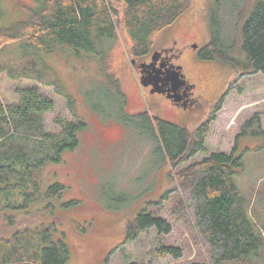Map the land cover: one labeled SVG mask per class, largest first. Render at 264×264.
<instances>
[{
	"label": "rangeland",
	"instance_id": "374dc122",
	"mask_svg": "<svg viewBox=\"0 0 264 264\" xmlns=\"http://www.w3.org/2000/svg\"><path fill=\"white\" fill-rule=\"evenodd\" d=\"M257 1L192 0L189 8L172 25L155 35V50L167 49L174 63L182 67L185 78L194 85L191 105L174 103L166 94L155 92L141 82L132 64L129 44L122 35L111 45L107 59L79 57L68 50L51 54L39 53L34 48L6 50L1 60L5 69L0 71L3 103L16 104L19 90L38 87L55 101V109L45 113L43 119L47 130L58 131L57 117L68 120L75 117L66 95L70 94L77 113L88 125L79 135L77 148L67 151L62 163H49L39 170L41 196L26 208L29 213H16L13 226L6 217H0V237H9L14 229H36L56 221L59 233L66 232L70 248L65 264H131L134 261L191 264L205 261L206 255L198 239L177 212L180 205L176 192L170 193L161 204L151 206L174 225L171 234L161 238L157 230L151 228L135 240L129 238L127 226L134 215L147 202L158 200L175 185V181L152 137L109 116L106 101L111 104L112 97L117 94V85L112 82L114 76L127 95L129 113L149 111L188 128L196 127L233 77L229 63L203 59L199 53L213 39V34H218L224 42L235 43L229 50L231 55L247 59L243 51V26ZM40 3V0H0L5 11L2 23L11 25L27 18L29 8L36 9ZM20 42L22 40L10 43V49ZM174 51H178L175 58ZM30 60L36 63L30 70L32 79L9 74L12 67H15V74L22 73L27 67L25 63ZM239 85L241 92L236 89L230 92L226 110H221L211 124L207 133L208 153L230 152L242 126L255 113L260 115L264 129V74L243 77ZM237 109L239 111L233 116L232 110ZM263 143L261 137L241 139L240 150L250 149L243 158L241 173L235 175L248 213L260 227L264 220V147H258ZM204 155L198 154L175 172ZM57 182L66 186L61 196L47 197V188ZM71 200L78 202L67 205ZM80 226H84V230H80ZM163 242L181 246L183 257L158 256L157 250ZM221 264L246 263L225 261ZM254 264H264V258Z\"/></svg>",
	"mask_w": 264,
	"mask_h": 264
},
{
	"label": "trees",
	"instance_id": "16d2710c",
	"mask_svg": "<svg viewBox=\"0 0 264 264\" xmlns=\"http://www.w3.org/2000/svg\"><path fill=\"white\" fill-rule=\"evenodd\" d=\"M191 1L40 0L38 8H29L27 18L11 25L2 23L5 11L0 5V71L5 69L1 60L6 50L15 52L34 48L43 54L68 50L79 57L107 59L111 45L120 35L129 44L131 60H136L134 66H138L153 52L155 35L172 25L189 8ZM16 40L22 42L10 49V43ZM234 47V42L229 44L218 34H213V39L199 53L203 59H220L229 63L233 77L207 116L194 128L165 120L149 111L129 113L127 95L114 76L112 82L117 85V94L112 97L111 104L106 101L109 116L152 137L163 162L170 168L171 179L175 181V185L162 193L158 200L147 202L134 215L127 226L129 238L135 240L151 228L156 229L161 238L171 234L174 225L151 206L161 204L170 193L176 192L180 205L177 212L189 224L206 255L205 261L191 264H221L225 261L254 264L264 258V220L263 227H260L251 218L235 178L241 173L243 158L250 149L240 150L241 139L261 137L264 141L260 115L255 113L245 122L230 152L216 150L208 153L207 147V133L230 92L234 89L241 92L239 82L243 77L264 74V0L255 3L243 26V51L247 59L231 55L229 50ZM177 53L173 52L174 58ZM25 64L27 67L22 73L15 74V67H12L9 74L15 78L32 79L30 70L36 63L30 60ZM193 93L191 90V95ZM66 95L75 117L73 120L57 117L58 131L47 130L43 119L45 113L55 109V101L38 87L19 90L16 104L7 105L0 99V217H6L12 226L15 214L29 213L26 208L41 196L39 170L49 163H62L64 154L77 148L79 135L88 125L77 113L74 99L70 94ZM263 147L264 143L258 149ZM200 153L206 155L175 172ZM65 187L63 183H54L47 188L45 195L59 198ZM77 202L71 200L67 205ZM84 228L80 226V230ZM66 236V232L59 233L56 221L36 229H14L9 237H0V264H65L70 252ZM157 253L160 257L180 259L183 248L163 242Z\"/></svg>",
	"mask_w": 264,
	"mask_h": 264
},
{
	"label": "flooded vegetation",
	"instance_id": "af4514ba",
	"mask_svg": "<svg viewBox=\"0 0 264 264\" xmlns=\"http://www.w3.org/2000/svg\"><path fill=\"white\" fill-rule=\"evenodd\" d=\"M143 63H152L151 67L145 66L143 68V66H141V64ZM175 63L173 61V59L171 58L170 54L168 53L167 49H160V50H153V52L145 59L142 60L140 63H138V66H136V71H138L140 77L141 76H148L149 72H152L153 69H158L159 67L163 68V71H165V73H161V76L164 77L166 76V72L168 73V69L173 66ZM177 65V64H175ZM157 78H153L152 81L155 83ZM160 84H164L162 85V89H166V92H164V94H166L168 96L169 89H171L172 87H174V84L171 81H167V80H160ZM159 86V85H158ZM148 88L154 90V86L152 84H149L147 86ZM193 85L186 79V83L184 85L179 86L176 89V93L182 98L180 101H176L175 99L170 98L174 103L177 104H183V105H191L194 101L192 99V95H191V90H192ZM163 93V92H161Z\"/></svg>",
	"mask_w": 264,
	"mask_h": 264
},
{
	"label": "water",
	"instance_id": "95a60500",
	"mask_svg": "<svg viewBox=\"0 0 264 264\" xmlns=\"http://www.w3.org/2000/svg\"><path fill=\"white\" fill-rule=\"evenodd\" d=\"M136 60H132V64L133 66L135 65ZM141 66H143V68L145 66L151 67L152 63H143L141 64ZM136 68V66H134ZM182 67L181 66H177V65H173L168 69V73L166 72V76L162 77L161 73H165V71H163L162 67H159L158 69H153L152 72H149L148 76H141V82L148 86L149 84H152L154 86V91L155 92H166V89H162V85L164 84H160V80H167V81H171L174 84V87H172L171 89H169V94L168 97L175 99L176 101H180L182 98L176 93V89L181 86L184 85L186 83V78L184 76V73L181 72ZM153 78H157L156 82L154 83L152 81ZM159 85V86H158Z\"/></svg>",
	"mask_w": 264,
	"mask_h": 264
},
{
	"label": "crops",
	"instance_id": "0c3cea01",
	"mask_svg": "<svg viewBox=\"0 0 264 264\" xmlns=\"http://www.w3.org/2000/svg\"><path fill=\"white\" fill-rule=\"evenodd\" d=\"M229 98V97H228ZM228 98H227V100H226V102H225V104H224V107H223V109H222V111H224V110H226V106L228 105V102H230V98H229V100H228ZM249 106V105H248ZM241 105H240V107H239V109H241ZM239 109H237V110H232L233 111V116H235L236 115V113L239 111ZM232 116V117H233Z\"/></svg>",
	"mask_w": 264,
	"mask_h": 264
}]
</instances>
